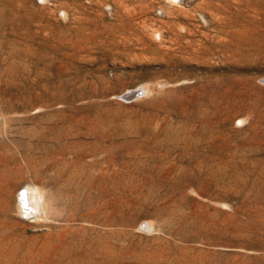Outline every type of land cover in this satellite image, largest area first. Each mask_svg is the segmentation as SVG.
<instances>
[{"label":"rangeland","instance_id":"1","mask_svg":"<svg viewBox=\"0 0 264 264\" xmlns=\"http://www.w3.org/2000/svg\"><path fill=\"white\" fill-rule=\"evenodd\" d=\"M0 264H264V0H0Z\"/></svg>","mask_w":264,"mask_h":264},{"label":"bare ground","instance_id":"2","mask_svg":"<svg viewBox=\"0 0 264 264\" xmlns=\"http://www.w3.org/2000/svg\"><path fill=\"white\" fill-rule=\"evenodd\" d=\"M23 193V197H21L25 205H27V203H31L32 208L36 207L38 204L40 205L42 201V192L40 189H38L37 187H31L30 189L24 190Z\"/></svg>","mask_w":264,"mask_h":264}]
</instances>
